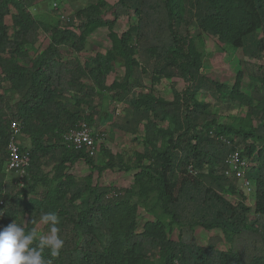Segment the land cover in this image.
Here are the masks:
<instances>
[{
	"label": "trees",
	"instance_id": "trees-1",
	"mask_svg": "<svg viewBox=\"0 0 264 264\" xmlns=\"http://www.w3.org/2000/svg\"><path fill=\"white\" fill-rule=\"evenodd\" d=\"M28 4L0 0V228L15 222L27 234L44 213H55L59 221L55 235L63 241L59 254L52 255L53 249L42 247L36 238L30 245L41 251L45 264H138L152 252H158L162 264H264V63H243L250 84L249 92H243L242 73L231 85L200 75L198 57L181 34V26L189 22L197 34L203 31L240 49L250 60L258 59L264 52V0H116L108 7L110 18L104 14L107 4L100 1L71 14L64 27L50 29L49 44L34 57L26 47L37 41L39 25ZM129 11L135 23L119 34L113 31L116 20ZM98 27L109 29L111 50L128 57L129 82L117 99L126 100L128 92L137 89L128 100V112L115 126L128 134H137L142 126L154 162L153 178L169 218L147 220L140 231L135 222L136 193L93 183L91 173L63 172L39 196L34 195L33 184L16 188L5 178L9 135L5 119L19 120L30 136V147L20 149L29 154L26 169L33 182L44 178L50 166L79 160L102 171L85 148L58 138L78 126L82 106L96 114V92L106 88L104 80L112 70L109 56L81 60L63 57L61 49L80 52ZM131 42L140 55L137 59ZM165 76L188 82L171 101L153 97L144 83ZM203 91L246 105L247 113L259 122L239 128L218 123L197 99ZM100 119L102 124L111 117ZM164 119L172 123L170 130L157 125ZM234 151L248 160L247 176L254 186L249 205L236 180L224 174L225 159ZM234 193L240 197L233 202L228 196ZM50 223L43 228L52 235ZM173 226L176 239L167 237ZM196 226L217 228L221 235L209 236L200 245ZM221 241L225 249L216 247Z\"/></svg>",
	"mask_w": 264,
	"mask_h": 264
},
{
	"label": "rangeland",
	"instance_id": "rangeland-1",
	"mask_svg": "<svg viewBox=\"0 0 264 264\" xmlns=\"http://www.w3.org/2000/svg\"><path fill=\"white\" fill-rule=\"evenodd\" d=\"M100 1L107 4V7L104 8V14L110 18L108 7L116 0H28L29 12L39 25L37 41L26 47L28 54L34 57L46 48L50 41V29L53 27H64L67 25L66 21L71 14ZM135 21L136 17L132 11H129L116 20L112 30L119 34L135 23ZM4 23L7 26L11 24L9 15L4 17ZM188 24L190 23L188 22ZM188 24L181 26V34L186 35V43L189 50L194 51L198 57L199 74L219 83L231 85L236 75L242 73L243 78L240 80V89L248 93L250 84L248 75L244 71L243 63L246 61L264 63V52L261 53L258 59L250 60L243 55L240 49L233 48L203 31L197 34L193 26ZM7 32H11L10 28L7 29ZM109 32L107 27H98L91 30L86 37L84 48L80 52H74L64 47L61 48L63 57L74 56L82 60L89 55L101 54L109 56L111 61L112 70L104 80L106 88L102 91L96 89V97L93 100L96 114L92 115L90 107L82 106L81 109H84V111L81 112L82 118L78 123V125H83L90 130L94 141L93 153L90 156L96 166L102 167V171L92 170L86 163L79 160L73 164L59 165L57 167L50 166L44 170V178L34 182L30 178L28 168L23 172L13 171L7 173L5 178L14 184L16 188L33 184L34 195L39 196L46 194L63 172L71 173L75 176L91 173L93 183H99L110 189L124 187L136 193L134 197L137 205L135 222L136 229L140 231L147 220L154 221L158 219L168 222L169 218L163 210L158 185L153 178L152 165L154 162L151 158L152 156L148 154V146L144 140L142 126H140V131L137 134L125 133L115 126L122 121L123 115L128 112V100L137 92V89L130 90L126 100H118L116 97L117 93L123 91L128 85L129 63L125 54L111 50ZM133 44L132 42L130 43L132 54L137 59L138 55ZM84 81L91 83L90 79H85ZM144 83L153 97L166 101H171L175 92H181L188 84L186 80L179 76L160 77L153 84L149 79H145ZM12 97L15 98L16 95ZM197 99L204 104V110L213 115L218 123L239 128L259 122L257 116H250L247 113L246 105L234 100L219 98L215 96V92H199ZM106 115L111 117V119L99 124L100 116L105 117ZM11 121L14 120H4L7 133L10 131ZM17 122L19 123V120ZM157 125L167 130L172 128V123L169 119L157 121ZM58 138L60 142L66 143L64 132L60 133ZM16 140L20 147H30V136L21 128ZM239 186L240 183L236 180L237 189H239ZM239 197L240 195L237 193L228 196L230 201L233 202ZM252 197L253 194L249 197V201L246 197L244 201L249 205L252 203ZM43 225L44 222L39 221L33 228L35 238L40 241L51 235V233L45 231ZM215 234L221 235V231L217 228L205 230L200 226L194 228L196 242L200 245H204L208 237ZM167 237L176 239L177 230L174 226L167 233ZM216 247L225 249L226 244L221 241ZM138 264L162 263L158 252H152Z\"/></svg>",
	"mask_w": 264,
	"mask_h": 264
},
{
	"label": "built area",
	"instance_id": "built-area-1",
	"mask_svg": "<svg viewBox=\"0 0 264 264\" xmlns=\"http://www.w3.org/2000/svg\"><path fill=\"white\" fill-rule=\"evenodd\" d=\"M10 131L8 135L6 150L7 160L5 162L4 170L6 173L13 171L23 172L29 164V154L27 151L20 149L16 136L19 133L20 126L17 121H11ZM67 143L75 148H85L89 155L93 153L94 141L91 137L90 130L85 126L78 125L74 129L64 133ZM224 174L228 177H233L239 181V188L249 197L254 193V186L252 180L247 176L248 160L240 157L237 151L231 152L225 159ZM1 204V201H0Z\"/></svg>",
	"mask_w": 264,
	"mask_h": 264
},
{
	"label": "clouds",
	"instance_id": "clouds-1",
	"mask_svg": "<svg viewBox=\"0 0 264 264\" xmlns=\"http://www.w3.org/2000/svg\"><path fill=\"white\" fill-rule=\"evenodd\" d=\"M41 220L52 225V235L44 239L41 246H50L52 255H58L63 245V241L55 235L58 232L55 227L58 217L48 212L42 215ZM34 239V231L26 234L25 229L15 222L0 228V264H45L41 251L30 247Z\"/></svg>",
	"mask_w": 264,
	"mask_h": 264
}]
</instances>
